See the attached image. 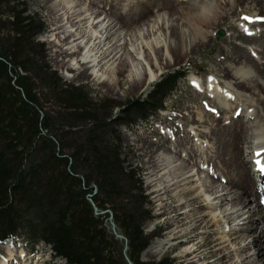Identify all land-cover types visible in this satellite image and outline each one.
I'll list each match as a JSON object with an SVG mask.
<instances>
[{"label":"trees","instance_id":"16d2710c","mask_svg":"<svg viewBox=\"0 0 264 264\" xmlns=\"http://www.w3.org/2000/svg\"><path fill=\"white\" fill-rule=\"evenodd\" d=\"M45 32L24 0H0V243L43 242L67 264H172L140 260L159 234L142 230L152 208L116 129L155 114L185 71L165 74L143 98L94 100L48 67L38 43Z\"/></svg>","mask_w":264,"mask_h":264},{"label":"rangeland","instance_id":"374dc122","mask_svg":"<svg viewBox=\"0 0 264 264\" xmlns=\"http://www.w3.org/2000/svg\"><path fill=\"white\" fill-rule=\"evenodd\" d=\"M24 1L28 7L29 14L37 15L46 26V32L38 38V43L42 47L43 56L48 67L66 84L88 88L92 92L91 96L94 100L102 99L113 103H121L132 98H143L152 89V84L158 82L161 76L168 72L191 66L187 79L194 75L205 82L206 76L210 75L218 83L215 84L211 77L208 78L213 81L214 86L218 85V89L223 93H231L241 100L243 112L242 115L240 113L238 118L243 117L246 112H255L257 98L249 96V94L252 95L251 93L241 92V96L233 93L230 90L231 88H228L229 84H226L230 79L223 77L218 69L234 66L231 59L235 55L230 52L231 47L229 44L237 33L245 34H242L243 36H250L247 37L251 41L247 40L244 43L236 38L233 44L243 45L244 53L249 60L259 61L262 59L261 61L264 62V0H187L185 2H175L174 0ZM187 6H190V8L195 7V10L187 12ZM146 7L149 9L147 16L137 24L125 27L116 20L117 14L140 13ZM213 8H215L214 11H217L216 14L219 15V18L216 21L209 19L211 23H202L200 25L198 16L206 13V11L211 12ZM171 10H175L174 14L184 26L183 34L188 46L187 52L182 55L170 53L173 43L168 38L169 36L163 35L158 30V26L154 24V21H161V19L166 22ZM96 12L100 14L98 15L100 20H103L102 26L95 29V27L88 26L84 19L95 15ZM213 14L215 13L213 12ZM244 17L251 18L250 20L253 23L250 24L248 22L249 19H244ZM78 20L81 21L76 23ZM245 29L251 35L245 32ZM190 30L194 31L196 35H191ZM219 31H222L223 36L217 38L216 34ZM66 39L71 42L70 45L65 44ZM188 39H190V43H188ZM165 48L167 52L163 54ZM116 52V61H114V58L106 62V56L111 53V57ZM139 53L144 57L146 64L147 62L149 63V69L151 68V71L156 76L147 85L133 89L129 86L130 84L125 78V74L120 76V74H117V70L120 69V65L124 60L128 62L129 56L133 58ZM76 56L77 60H75ZM80 57H85V62L80 61L78 63L77 61L80 60ZM94 58L96 59L94 64L87 63ZM96 61L100 62L97 64ZM128 66L136 67L137 62L131 61V65L128 64ZM93 68L95 73L91 74ZM141 68L142 66L138 64L139 73L142 72ZM244 68L250 71L248 67ZM257 83L263 84L260 80H257ZM193 88L186 80L180 82L177 90L167 99L164 112L158 114L157 117L149 119L148 122H139L129 128L120 127L116 129L123 140L121 151L125 155L126 165L131 166L138 173L140 188L152 208V218L143 224L142 230L147 235L156 232L159 237L152 240L149 246L153 242L165 240L167 233L166 222L175 219V213H171L174 202L169 196L164 199L162 207L157 206L154 202L151 196L152 189L148 188L146 183L148 172L145 170V161L147 158L143 156L142 151L146 143H149L158 145V154L173 156L172 148L175 146V137L176 139L180 138L183 132H191L197 126L191 125L195 123L194 111L198 109L206 112L205 110H209L207 106L211 109L208 99L201 95L204 91L203 88L200 89L201 91ZM232 111L221 114L220 118L222 120L225 119L224 123H229L230 117L233 119ZM260 114L262 115L263 113L261 112ZM113 115H118V111H113ZM211 115L213 116V114ZM235 118H237L236 115H234ZM216 119L219 120L218 118ZM244 122L248 129L252 130L256 127L250 121L246 123L247 119ZM261 124L264 126V122ZM165 128H168V130H165ZM205 128L206 131H209V125H205ZM191 141L195 148L200 147L204 151L202 158V154L198 153L199 156H196L197 161L202 162V159L212 156L208 151L205 153V150L211 146L212 150L215 149V144H211L213 140L211 142L209 139L194 138ZM184 154L185 152L182 151L181 156L183 157ZM182 157L180 158L182 159ZM215 158L213 160L217 163L218 160ZM215 162L214 164H216ZM203 165L204 167L207 166V164ZM210 168L215 172L213 176L215 184H221L220 180L216 178L218 175L216 168L210 165L209 171ZM195 171L196 168H193L194 173ZM206 173L204 171L201 177L204 178ZM222 179L224 180V178ZM209 180L207 178V182ZM105 213L101 212L100 215ZM249 220L252 221V218ZM105 226L112 234V239L116 246L120 248V251L125 256L127 252L126 240L121 235L120 230L111 219L105 221ZM260 230L261 228L258 232ZM206 237L198 230L196 234H189L185 238L175 237L170 243H164L154 254L145 255L144 252L146 250L143 251L140 260L142 262H155L162 258L170 257L172 264H178L184 241L188 239L190 243L198 242L202 244L203 247L200 252L209 262H212L213 258L209 254L210 246L206 245ZM14 246L19 248L18 244L14 243ZM23 246L26 252L31 255V258H37L41 255L40 262H49L48 264H59L58 262H61L64 264L62 261L57 260L45 245L39 244L31 247V245L23 243ZM254 250H256L255 247ZM26 257L29 258L27 255ZM127 264L131 263L128 262Z\"/></svg>","mask_w":264,"mask_h":264},{"label":"bare ground","instance_id":"6f19581e","mask_svg":"<svg viewBox=\"0 0 264 264\" xmlns=\"http://www.w3.org/2000/svg\"><path fill=\"white\" fill-rule=\"evenodd\" d=\"M194 8L187 6L186 11L191 12L195 10ZM214 10L215 8L211 12L206 11L198 16L200 25L211 23L209 19L216 21L219 18V15L216 14L217 11ZM148 11L149 9L146 7L140 13L117 14L116 20L120 25L129 27L145 18ZM97 12L84 19L88 26L95 27V29L102 26L103 20H100L98 16L100 14ZM174 13L175 10H171L166 22L161 19V21H154V24L158 26V30L163 35L169 36L168 38L173 43L170 53L182 55L187 52L188 44L183 34L184 26ZM80 21L78 20L76 23ZM190 33L191 35L195 34L192 30ZM243 35L237 33L229 44L230 52L235 55L231 59L234 66L218 70L223 77L230 79L226 84H229L227 87L231 88L233 93L239 96H241V92L251 93L252 95L249 94V96L257 98L255 112L249 115L247 113L235 120L230 117L229 123H224L225 119L222 120L219 117L217 120L216 116H212L210 112L197 109L194 111L195 123L191 124L197 126L191 132H183L182 136L176 139L175 146L172 148L173 156L158 154V145L149 143H146L142 151L143 156L147 158L145 161V170L148 172L146 183L147 187L152 189L151 196L154 202L157 206L162 207L164 199L169 196L174 202L171 213H175V219L166 222L165 240L153 242L144 252L145 255L156 253L164 243H170L175 237L185 238L189 234H196L198 230L203 236H207L206 245L210 246L209 254L213 261L209 262L200 252L202 244L190 243L186 239L179 255L178 264H264V202L261 199L264 177L257 180V175L253 171L254 160L264 162V126L261 124L264 122V62L261 61L262 59L259 61L249 60L244 53V46L233 44L236 38L244 43L250 40ZM68 39H66V45L71 44ZM166 52L165 48L163 54ZM110 54L106 56V62L113 60L117 52L111 57ZM85 57L88 58L86 55ZM84 58L80 57L77 62H85ZM128 59V62L124 60L121 63L117 74L120 76L125 74L131 88L137 89L155 79L156 74L151 71V68L149 69V63L146 64L140 53L133 58L129 56ZM75 60H77V56ZM95 60L94 58L87 63L94 64ZM100 61H96L97 64ZM131 61L137 62V66L129 67L128 64L131 65ZM138 64L142 66L140 73ZM244 67H248L250 71ZM94 73L95 69L93 68L91 74ZM257 80L263 84H258ZM189 82L194 88L199 84V80L195 78H190ZM206 90H210V94L201 93V95L208 99L211 109H216L217 113L226 114L233 110L232 114L234 115L238 111L243 112L240 100L230 93H223L218 89V85H213V81L210 79L206 83ZM247 118L246 123L250 121L256 125L252 130L248 129L244 122ZM205 125H209V131H206ZM194 138L209 139L211 142L213 140L211 144H215L214 151L212 146L209 149L206 146L205 150V153L208 151L212 156H205L206 158L202 159V162L197 161L198 153L202 154V158L204 151L203 148H195L191 144V140ZM249 140L250 142H248ZM182 151L185 152L183 157L181 156ZM214 158L218 160L217 163L213 160ZM203 164H207V173L204 178L201 177L204 172L201 167ZM210 165L216 168L218 172L216 178L220 180L221 184H215L213 180L215 172L209 174ZM193 168H196L195 173ZM207 178L210 179L208 182ZM250 218L252 221L249 220ZM260 228L261 230L258 232ZM249 238L251 239L249 240ZM40 259L41 255L35 258L32 264H42ZM29 260L30 258L26 257L24 250L20 247L16 248L12 241L0 246V264H28Z\"/></svg>","mask_w":264,"mask_h":264},{"label":"snow or ice","instance_id":"6c2138e0","mask_svg":"<svg viewBox=\"0 0 264 264\" xmlns=\"http://www.w3.org/2000/svg\"><path fill=\"white\" fill-rule=\"evenodd\" d=\"M244 19H249V20H250L251 18H249V17H244ZM245 32H248V30H247V29H245ZM248 34H249V35H251V33H250V32H248ZM253 55H255V53H253ZM211 111H213V112H214V111H215V109H211ZM236 114H237V115H239V112H237ZM262 202H264V201H262Z\"/></svg>","mask_w":264,"mask_h":264},{"label":"water","instance_id":"95a60500","mask_svg":"<svg viewBox=\"0 0 264 264\" xmlns=\"http://www.w3.org/2000/svg\"><path fill=\"white\" fill-rule=\"evenodd\" d=\"M220 36H222V33H219L217 37H220Z\"/></svg>","mask_w":264,"mask_h":264}]
</instances>
